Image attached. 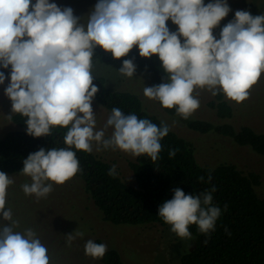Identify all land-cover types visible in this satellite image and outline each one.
Wrapping results in <instances>:
<instances>
[{"label": "clouds", "instance_id": "obj_1", "mask_svg": "<svg viewBox=\"0 0 264 264\" xmlns=\"http://www.w3.org/2000/svg\"><path fill=\"white\" fill-rule=\"evenodd\" d=\"M230 11L227 0H98L84 25L71 7L50 0H0V67L11 66L5 95L12 113L27 118V133L34 137L49 135L52 126L68 129L64 143L69 147L41 148L23 161L22 173L32 181L22 185L24 193L46 197L53 183L73 177L79 161L72 147L91 151L92 141L105 149L158 158L160 141L170 131L167 124L157 126L113 108L105 125L113 129L111 136L95 130L92 101L98 88L91 69L97 47L114 59L137 46L143 58L158 55L167 80L145 87L144 95L185 119L199 107L196 88L244 101L264 72V15L237 10L217 38L213 30ZM169 20L176 31L168 27ZM119 71L133 75V60L124 59ZM6 79L0 71V85ZM176 151L170 150V157ZM109 175H116L115 165ZM12 182L0 171V216L12 222L0 227V264H50L48 250L33 230L14 231L12 210L5 207ZM212 191L186 194L177 187L173 198L159 206V217L181 238L190 237L193 224L208 233L221 214L212 205ZM67 236L70 245L74 237ZM106 250L103 243H85V254L93 258L103 257Z\"/></svg>", "mask_w": 264, "mask_h": 264}, {"label": "trees", "instance_id": "obj_2", "mask_svg": "<svg viewBox=\"0 0 264 264\" xmlns=\"http://www.w3.org/2000/svg\"><path fill=\"white\" fill-rule=\"evenodd\" d=\"M124 59L133 60L138 70L149 75L152 86L166 82L167 74L158 55L143 58L138 47L120 59H114L111 53L97 47L92 61L117 66ZM0 71L5 73V81L10 82L11 66L8 69L0 67ZM93 77V83L98 88L93 101L103 108L110 112L119 108L124 114H136L138 118L149 119L157 126L165 124L146 110L139 96L113 91L104 77ZM159 105L166 114L179 118L194 132L203 135L215 133L230 138L237 145L249 147L264 156V134L251 127L236 128L226 122L219 124L185 119L175 109H166L160 102ZM209 108L221 121L230 120L234 115L223 93L214 95ZM26 119L22 114L15 113L11 120L16 129L0 139V171L8 176L22 174L23 161L41 148L69 147L64 143L67 128L52 126L49 135L34 137L27 133ZM160 142L162 150L156 160L142 154L130 162L134 184H128L117 168L116 175H109L114 164L94 154L92 149L84 151L72 147L79 161V170L73 177L85 189L87 198L101 213L103 221L115 226L160 225L171 228L159 217L158 209L165 200L173 198L175 188H181L186 194H199L214 188L215 191L211 192L212 205L219 207L221 214L214 229L208 233H202L194 224L190 225L189 231L197 242L193 250L182 257L181 264H264V198L257 192L261 177L256 173L245 174L232 164H221L216 168L199 164L193 144L171 129ZM172 149L177 150L174 157L169 155ZM199 177L204 180L200 181ZM65 230L64 236L67 234ZM59 262L57 260L53 264ZM103 264L124 262L117 251L110 250L104 255Z\"/></svg>", "mask_w": 264, "mask_h": 264}, {"label": "rangeland", "instance_id": "obj_3", "mask_svg": "<svg viewBox=\"0 0 264 264\" xmlns=\"http://www.w3.org/2000/svg\"><path fill=\"white\" fill-rule=\"evenodd\" d=\"M32 2L35 3V0ZM50 2L61 8L71 7L74 15L86 25L88 15L98 0H50ZM204 2L207 4L211 0ZM227 2L231 11L213 30L217 38L223 26L235 18L237 10L247 11L253 16L264 15V0ZM167 25L171 31L177 30L178 26L171 20ZM122 66L123 63L110 66L92 61L91 72L93 76L104 77L108 87L113 91L129 92L139 96L150 114L157 116L178 136L193 144L199 164L208 168L232 164L245 174H258L261 177V184L257 187V192L264 198V156L249 147L237 145L230 138L215 133L203 135L188 129L179 118L166 114L159 101L144 95V88L152 87V78L149 75L135 67L134 74L128 76L119 71ZM9 83L5 81L0 85V139L16 129L11 120L15 114L12 113V102L5 95V88ZM248 93V97L242 102L233 101L224 95L225 100L233 108L234 115L230 120L221 121L215 111L209 108L214 95L207 88H196L193 95L199 100V107L188 118L219 124L226 122L236 128L248 126L264 134V72ZM92 108L95 130H105L104 138L110 137L113 129L111 127L105 129V125L111 112L94 101ZM91 149L94 154L113 163L128 184H134L130 162L135 160L136 155L119 149H105L96 141L91 142ZM9 178L13 182L7 189L5 207L12 210V221L16 222L14 231L23 233L27 229L33 230L36 238L47 248L50 264L57 260L61 261L59 264H103L104 256L93 258L85 254V243L88 240L105 244L106 253L110 250L117 251L124 264H181L182 257L190 253L197 242V238L192 234L190 237L181 238L171 228L160 225L115 226L103 221L101 213L87 198L85 189L83 190L74 177V179L70 177L63 184L53 183V190L41 198H37L35 194L26 195L22 190V185L31 184L30 176L22 173L11 175ZM11 223L0 216V227ZM64 230L67 233L65 236ZM69 234L74 237L70 245L67 243Z\"/></svg>", "mask_w": 264, "mask_h": 264}]
</instances>
